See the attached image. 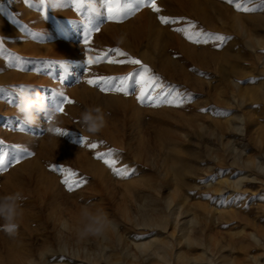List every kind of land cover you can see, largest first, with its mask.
Here are the masks:
<instances>
[{"label": "rangeland", "instance_id": "rangeland-1", "mask_svg": "<svg viewBox=\"0 0 264 264\" xmlns=\"http://www.w3.org/2000/svg\"><path fill=\"white\" fill-rule=\"evenodd\" d=\"M155 3L160 12L142 6L122 22H112L87 5L76 10L72 0L45 6L0 0L5 49L0 52V159L5 161L0 197L16 192L23 197L17 233L10 237L0 231V264H52L54 258L76 264H157L144 263L146 256L132 245L156 235L165 238L167 256L178 249L200 263L202 249L187 248L180 240L169 203L180 208L178 220L188 223V236L205 247L213 264H264V173L246 165L258 160L264 167V4L244 0L254 9L244 12L228 0ZM93 7L105 11L101 0ZM159 16L172 22L161 23ZM190 24L195 27L189 29ZM87 28L99 30L86 44ZM175 29L229 39L204 42L200 37L194 43ZM116 48L128 56L109 51ZM109 58L140 60L150 69L145 75L159 77L161 87L153 96L172 86L167 99L178 92L183 102L140 103L138 77L130 80L129 95L90 85L89 80L142 71L140 65L109 63ZM22 84L45 94L54 108L64 97L72 103L65 101L51 123L41 115L37 126L21 127L15 104ZM96 107L105 127L91 134L80 118ZM50 127L67 135L46 131ZM110 150L115 167L128 170L126 178L96 158ZM178 168L187 173L176 176ZM239 176V190L231 193ZM64 180L81 184L69 191ZM220 188L222 193L215 192ZM86 214L104 219L101 234L84 232L91 223ZM144 216L168 224L162 231L145 229Z\"/></svg>", "mask_w": 264, "mask_h": 264}, {"label": "snow or ice", "instance_id": "snow-or-ice-1", "mask_svg": "<svg viewBox=\"0 0 264 264\" xmlns=\"http://www.w3.org/2000/svg\"><path fill=\"white\" fill-rule=\"evenodd\" d=\"M229 3L234 4L237 11H244L249 12L253 11L254 9L249 8L244 3V0H228ZM26 4L31 5L32 3H38L41 6L48 5L49 3H54V0H25ZM102 6L104 8V12H98L95 7H93L94 0H72L73 7L76 10L82 9L85 5H87L89 8L92 9L93 12H95L96 15H105L106 19L108 21L112 22H122L125 18L135 14L136 11L139 10L142 6H150L153 11L160 12L161 9L156 5L155 0H101ZM261 3L264 4V0H261ZM159 20L161 23H170L172 22L171 18L165 17V16H159ZM195 25H189L190 28H194ZM189 29H175L176 31H181L185 34V37L189 39L190 41L194 43H200V37H206L204 42H207V39H214L219 42H223L229 37H225L219 34H210V33H203V32H189ZM98 28H87L86 34L84 37V42L87 44L89 43V37L91 35L92 31H98ZM5 51L3 47V41L0 40V52ZM111 52H114L117 56H125L127 57L128 54L123 52L121 49H111L109 50ZM107 53H104L103 56H106ZM103 56L98 57V59L103 58ZM92 59L89 58V63H92ZM109 63L116 62V63H131L134 65H140L142 68V71L140 73H130L128 76L124 77H101L98 80H89L88 83L90 85H99L101 91H115V92H121L124 95L130 94V80H132L134 77H138L134 79V83L139 86L140 88V94L136 97L137 100L140 103H144L145 101H149L152 103L153 106H159V102H165L169 104H175L176 106H179L183 101L177 99L179 96V93L176 92L175 95L172 96V99H167L169 95L172 94V91H175L172 89V86H169L170 91L164 92L163 90L159 93L157 96H153L152 92L158 88L161 87V85L158 83L159 77L153 76V75H145L147 73H150V69L143 65L142 62L135 58H128L125 60H119L114 61L111 58L108 60ZM57 63V62H52ZM201 75H204L201 73ZM18 91V90H16ZM55 95L64 97L63 93H56ZM67 101L68 103H72L71 100L67 99V97H64L63 100L58 101L56 103V109L57 111H62V105L63 103ZM22 130V129H21ZM56 134L59 135H67L66 132H63L61 129L56 128L52 129ZM80 143L84 142V138H80ZM92 148H96V144L90 145ZM112 151L110 150L109 153H97L96 158L103 160V162L112 169L113 173L121 178H126L128 173V170L125 169H118L115 167V162L110 159L112 155ZM107 157V158H106ZM16 162H19V158L16 157ZM5 161L4 159H0V169L3 168ZM50 170L52 171H64L63 169H58L55 166H51ZM68 188L69 191L74 190L75 187L80 186L81 182L76 181L73 184L69 185L67 180L62 181Z\"/></svg>", "mask_w": 264, "mask_h": 264}, {"label": "clouds", "instance_id": "clouds-1", "mask_svg": "<svg viewBox=\"0 0 264 264\" xmlns=\"http://www.w3.org/2000/svg\"><path fill=\"white\" fill-rule=\"evenodd\" d=\"M122 40L121 37L118 42H122ZM17 90L18 99L15 109L21 127L37 126L41 115L50 123L53 122L58 111L49 103V99L45 94L34 90L31 85L22 84ZM80 121L84 129L91 134L99 133L105 127V117L99 107L87 108L81 114ZM52 129L50 127L46 131L53 132ZM22 199L20 192L0 197V218L5 221L3 225H0V231L5 232L10 237L14 236L19 228L17 220L22 215L19 203ZM86 215L90 216V214ZM90 219L91 223L85 226L84 232L94 235L101 234L105 227L104 219L101 216H90Z\"/></svg>", "mask_w": 264, "mask_h": 264}, {"label": "bare ground", "instance_id": "bare-ground-1", "mask_svg": "<svg viewBox=\"0 0 264 264\" xmlns=\"http://www.w3.org/2000/svg\"><path fill=\"white\" fill-rule=\"evenodd\" d=\"M233 154V153H232ZM238 161V157L235 155L234 156V162ZM247 166L252 165L253 168L258 171L259 173H264V167L263 164L257 161H254L253 163H246ZM187 173L186 170L182 168H178V171H174V174L176 176H182ZM239 180H237V184L234 186L235 189L231 190V193L235 192V190H239L240 186V181L242 179V176L238 177ZM209 187L212 186L211 183H208ZM224 185V182L221 183ZM215 192L217 193H222L223 189L216 190ZM168 206V212L169 218L171 221L172 226L175 227V230L177 234L179 235L180 240L184 243V245L187 248H192V247H200L202 249V254L205 256V259L203 261L196 262L195 260L188 259L186 256L182 255L178 249H175L173 254L169 257L166 254V249L168 247L167 242L164 240V237H161L159 235L153 236L154 238L152 239H147L143 241H137L133 242L132 245L134 249L141 255V256H146L144 259V263L147 261H150L151 263L155 260L157 264H213V257L206 252L205 247H203L200 242L196 239H191L188 236V232L186 230V224L187 222H182L178 220L182 213L180 212V208L176 210V208H173L171 206V203L167 204ZM164 218H151L149 216H144L141 220V225L145 229L149 230H154V231H162L164 229V226H167L168 223H165L163 220ZM176 246H178V243L175 241ZM70 258H74V256H70ZM27 260V259H25ZM29 264H33L32 262H29ZM78 261L75 259H71L65 263H60L54 258V261L52 264H76ZM45 264V263H44ZM115 264H124V263H115ZM153 264V263H152Z\"/></svg>", "mask_w": 264, "mask_h": 264}]
</instances>
